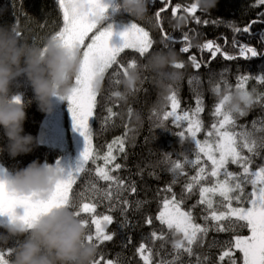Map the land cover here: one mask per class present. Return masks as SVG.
<instances>
[{"label": "trees", "instance_id": "obj_1", "mask_svg": "<svg viewBox=\"0 0 264 264\" xmlns=\"http://www.w3.org/2000/svg\"><path fill=\"white\" fill-rule=\"evenodd\" d=\"M117 3L118 0L113 1L111 8L106 12L104 22L98 27H103L110 22L123 25L137 23L150 32L154 44L149 52L140 56L130 49L125 50L120 56V60L125 63L135 59L138 65L143 64L146 55L161 50L164 43L177 51L180 61L185 65L183 69H180L183 79L173 89L181 101L179 111H194L197 98L202 101L204 108L200 119L205 131H201L197 139H205L206 130L218 119L213 115L214 105L219 101L216 87L219 86V92L235 90L240 78L245 76L247 77L245 88L257 95H254L255 102L252 107L243 116H236V123L238 126L247 125L251 128L255 122L257 128L264 127V83L257 78L264 75V56L251 57L248 53V58H245L240 55V48L244 44L264 53V4H261L260 0H218V4L210 13L197 9L195 16L183 11L185 7L195 3V0H172L167 11L161 13L160 22L163 24V31L169 35L180 38L186 33L189 36L191 47L187 54L178 51L185 43L184 41L172 43L164 40L162 30L157 26L154 15L155 11L162 6L159 0H152L148 17L136 22L132 16L117 11ZM177 3L181 5L177 15H186L189 18L182 31H173L169 25L172 9ZM197 17L200 20L199 24L196 23ZM205 20L208 21L207 24L204 23ZM252 21L256 23H251ZM13 25L18 26L22 39L34 46H39L62 27L63 13L59 9L57 0H0V26L11 27ZM249 25H251L252 34L243 32V28ZM236 28H240L241 31L236 32ZM209 40L219 44L222 53L226 52L235 59L225 60L222 53H217L216 58L212 59L211 53L203 49V44ZM192 55L196 56L197 61L201 63L198 70L189 59ZM111 72L112 69L106 74L104 91L97 98L98 103L91 122L93 144L98 151L104 154L109 143L116 138L125 137V152H119L118 148L113 152L117 156L115 162L123 167L113 175H119L124 179L125 187L129 181H134L137 192L135 194L125 193L129 206L123 215L119 210L109 212L107 200H102L98 205L97 213L110 214L114 217V223L105 225V228L107 232L115 233V235L112 241H106L97 246V260L103 255L104 259L100 261V264H105V261L109 259L114 262L118 260L119 264H145L137 252L139 245L144 243L147 245L146 251L147 249L152 251L151 264H160L162 260L171 261L175 258L173 245L176 240L180 239V236L172 234L171 230L167 229L166 225H162L156 217L162 209L163 198L168 195L163 189L171 185L179 198L185 183L196 174L199 166L194 167L186 163V160H194L197 150L189 134L185 132L184 137L178 135L180 131L185 130L183 122L181 127H177L171 117L167 121L162 120L163 114L171 110L170 101H167L162 109L158 107V90L153 84L152 74L145 73L138 91L129 98L127 103H123L116 101L113 96L106 99L117 88L122 90L120 83L118 85L109 83ZM113 79L120 80L121 77ZM11 95L20 96L26 105L27 119L24 123V134H31L38 141L32 152L12 157L7 151L8 138L3 127H0V168L7 175L14 177L17 171L25 169L34 161H38L41 165L55 163L63 152L39 142L43 120L48 112L39 109L35 93L26 76L14 81ZM106 106L112 107L116 115L108 117ZM134 114L140 115L139 123L135 120ZM161 123L165 125L164 129L158 127ZM262 157L264 154L254 158V169L264 165ZM201 159L203 161L206 158L202 156ZM174 162L183 165V174L179 170L172 171ZM97 164L102 165L103 160H98ZM95 167L96 165L89 162L87 168L92 171L86 170L80 174L77 183L73 186V192L86 190L91 195L97 189L107 186L108 182L96 176ZM229 170L239 171L236 165L231 164ZM173 180L176 181L175 184L172 183ZM208 182L203 181L202 183ZM251 190V185L245 189L246 192ZM198 198V191L194 189L193 194L186 197L183 208L190 209ZM96 199L101 200L102 196L97 195ZM137 201L141 202L139 207H137ZM201 207H197L193 213L198 223H203ZM125 216L128 225L121 227ZM148 217L152 218L151 225L146 223ZM83 218L89 219L87 214H83ZM5 226L0 225V237H4L0 239V250L15 247L18 243L15 238L7 239ZM90 227L94 231V226L90 225ZM153 231L157 233V236L163 233L164 239L152 237ZM247 233L246 227H237L235 232L210 231L202 242L198 241L197 245L193 246L192 256L186 253L181 254L178 264H196L197 256L201 260L207 256V264H221L218 245L231 240L234 235L243 236ZM129 237L131 243H128ZM213 240L217 242V246L210 247ZM235 255L237 264H240L241 253L237 251ZM223 264H227V258Z\"/></svg>", "mask_w": 264, "mask_h": 264}, {"label": "snow or ice", "instance_id": "obj_2", "mask_svg": "<svg viewBox=\"0 0 264 264\" xmlns=\"http://www.w3.org/2000/svg\"><path fill=\"white\" fill-rule=\"evenodd\" d=\"M59 9L63 13V25L52 36L61 41L67 49L78 48L81 52V70L75 79V88L72 94L67 98L70 105V112L74 120L75 128L85 139V149L81 155V160L77 167L64 175L63 181L58 183L52 198L48 201H38L32 197L19 196L12 192L7 181L0 179V217L20 219L24 223H30L39 216L45 214L54 207L71 205L78 217L88 229L87 241L94 243L96 246L104 242H110L114 239L115 233L106 231L105 225L114 223V217L110 214L97 213V207L102 200H107V209L109 212L119 210L122 215L127 212L129 200L125 193L135 194L137 188L134 181H129L125 187V180L119 175H113L123 166L116 163L117 156L113 154L116 148L119 152H125V137L114 139L107 145L106 153L102 154L93 144V128L90 127V120L94 117L95 109L98 103V93L93 88L94 81L101 76H106L109 70L112 72L109 76V83L119 84V79L130 68H135L138 63L135 59L130 62H123L120 56L125 50H132L140 56H144L153 47L154 40L148 30L137 23L121 34L124 41L123 46L113 47L110 41L114 35L111 27L100 30L96 23L98 17L104 16L108 10L104 0H57ZM162 5L154 15L157 26L162 30V36L165 41L179 43L184 41L178 49L179 52L187 54L190 51V39L185 33L182 37L177 38L163 31V24L160 22L161 13L167 11L172 0H159ZM264 4V0H260ZM181 9L179 3L175 4L172 9V16H176ZM184 12L195 16L197 8L191 4L183 9ZM196 23L200 20L197 17ZM208 23L207 20L204 21ZM251 23H256L252 21ZM240 32V28L235 29ZM243 32L251 33V25L243 28ZM203 49L211 53V58L215 59L217 53H222L219 44L209 40L203 44ZM264 56V53L258 52L255 47L244 44L240 48V55L247 57ZM225 60H233L234 56L226 52L222 53ZM195 69L201 67L196 56L189 57ZM115 66V67H114ZM178 69L185 67L183 62L178 63ZM261 83H264V75L257 77ZM247 77H241L236 89L245 90V81ZM220 91L219 86L215 89ZM231 91V90H229ZM254 95L256 93L252 92ZM113 92L106 99H110ZM19 102H23L18 98ZM171 110L163 114L162 120L167 121L170 117L177 127L184 126V131H180V137L185 136V132L190 135L196 148V156L192 161L186 163L194 167L199 166L195 175L185 183L179 196L173 191L171 185L165 187L163 191L167 193L162 201V210L159 211L156 219L162 225H166L172 234L179 235L180 239L176 240L173 245L175 258L171 261L162 260L160 264H178L181 254L186 253L188 256L194 254L193 246L198 241L202 242L210 231L216 232H235L237 227H246L249 235H234L229 241L222 242L220 247L219 261L221 264L227 258V264H237L235 253H241L240 264H264V165L253 168L254 158L264 154V127L257 128L253 122L251 128L247 125H237L236 116L225 110L224 101H218L214 105L213 115L218 119L213 122L206 130L205 139H197L201 131H205L204 124L200 119V114L204 111L202 101L197 98L195 101L194 111L183 110L180 112L181 101L175 90L168 96ZM108 117L115 116L113 108L106 106ZM131 114V113H130ZM241 113L239 116H243ZM161 129L165 128L164 124H158ZM204 157L202 161L201 157ZM264 158V157H262ZM98 160H103V164H97ZM91 162L95 167L96 176L107 183L103 189H97L91 195L86 190L73 192V186L81 173L86 170L91 172L87 166ZM210 162V163H209ZM236 165L239 171L229 170V165ZM179 170L183 174V165L174 162L172 171ZM6 175L0 171V176ZM209 181L208 183H202ZM176 183L175 180L172 181ZM251 185L252 190L246 192L245 189ZM194 189L198 191V200L191 205L190 209L185 210L183 204L187 196L193 194ZM97 195L102 196L97 200ZM137 207L141 202H136ZM202 206V207H201ZM201 207V218L203 223H198L194 210ZM17 209H23V214H18ZM83 214H87L89 219H84ZM152 218H146L148 225L152 224ZM243 222V223H240ZM94 226V231L90 227ZM128 225L127 217L121 227ZM151 236L156 239H164L163 233L157 236L153 231ZM4 239V237H0ZM131 243V238H128ZM210 247L217 246L213 240ZM147 245L141 243L137 248L141 259L145 264H151L152 251L147 249ZM13 247L6 250H0V264H8L9 257L12 255ZM101 255L95 264H100L103 260ZM208 257L203 260L199 256L196 258V264H207ZM105 264H119V261L109 259Z\"/></svg>", "mask_w": 264, "mask_h": 264}, {"label": "clouds", "instance_id": "obj_3", "mask_svg": "<svg viewBox=\"0 0 264 264\" xmlns=\"http://www.w3.org/2000/svg\"><path fill=\"white\" fill-rule=\"evenodd\" d=\"M151 3L152 0H118L116 10L132 16L135 22L143 21L149 15ZM194 4L200 11L210 13L218 0H195ZM105 18L106 15L98 17L96 23L102 24ZM188 19L186 15L172 16L169 25L173 31H182ZM81 59L78 48L67 49L54 36L34 46L20 37L18 26H0V127L8 138L7 151L12 157L32 152L38 143L31 134H24L26 105L18 101L22 100L20 96L11 95L14 81L26 76L39 109L48 112L54 102L67 101L72 94ZM180 62L177 51L164 43L161 50L146 55L143 64L130 68L121 77L122 90L117 88L113 92L114 99L127 103L138 91L144 74L149 73L158 90V107L162 109L183 79V73L175 67ZM104 80L105 76H101L93 83L98 94L104 91ZM217 96L234 116L245 113L255 102L252 92L239 89L221 91ZM134 118L137 123L141 121L139 114H134ZM63 179L62 169L34 161L7 183L19 196L48 201ZM6 219L7 239L18 241L8 264H95L97 260V246L87 241L88 229L70 204L54 207L30 223Z\"/></svg>", "mask_w": 264, "mask_h": 264}, {"label": "rangeland", "instance_id": "obj_4", "mask_svg": "<svg viewBox=\"0 0 264 264\" xmlns=\"http://www.w3.org/2000/svg\"><path fill=\"white\" fill-rule=\"evenodd\" d=\"M114 0H104L105 5H108V10L111 8ZM107 14V13H106ZM105 14V15H106ZM132 25H123L114 22L105 24L100 27V30L107 29L109 27L113 30V37L110 41L111 46L121 47L123 46V39L121 34L128 30ZM70 105L68 101L54 102L53 108L48 111L47 116L43 120L42 129L40 132V143L52 147L63 154L51 164L53 168H60L63 170L64 175L73 171L81 160V155L85 149V139L81 133L75 128L72 113L70 112ZM90 120V127H91ZM0 171L6 175L0 176V179L8 181L12 178L7 175L6 172L0 168ZM18 214H23V209H17ZM7 219L0 217V225H6ZM249 230L247 234L249 235Z\"/></svg>", "mask_w": 264, "mask_h": 264}, {"label": "bare ground", "instance_id": "obj_5", "mask_svg": "<svg viewBox=\"0 0 264 264\" xmlns=\"http://www.w3.org/2000/svg\"><path fill=\"white\" fill-rule=\"evenodd\" d=\"M162 210V209H161Z\"/></svg>", "mask_w": 264, "mask_h": 264}]
</instances>
